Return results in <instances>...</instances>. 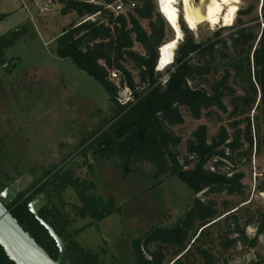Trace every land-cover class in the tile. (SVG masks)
<instances>
[{
	"label": "trees",
	"instance_id": "obj_1",
	"mask_svg": "<svg viewBox=\"0 0 264 264\" xmlns=\"http://www.w3.org/2000/svg\"><path fill=\"white\" fill-rule=\"evenodd\" d=\"M55 1L61 4L62 15L75 14L56 38V55L70 59L99 82L114 104L109 124L81 143V154L85 158L89 153L118 155L124 160L131 157L148 161L157 169L159 164H166L167 158L169 167L164 165L166 169L160 167L158 171L180 179L193 194L191 206L173 226H151L132 239V264H164L169 249L174 255L170 264H183L192 250L204 264H219L210 249L201 244L208 228L222 218L230 219V228L220 235L225 250L239 241L255 245L258 236L264 234V212L254 216L255 234L247 239L244 226L252 219L240 225L235 215L238 208L224 215L214 196L223 192L243 195L244 174L235 171L234 164L241 159L247 163L252 155L264 152V0L259 7V0H247L245 7L237 9L231 25H223L200 40L180 21L182 38L175 42L170 62L161 69L157 65L158 50L174 40L175 32L157 10L155 0ZM116 3H122L124 12L112 9ZM129 3L134 6L128 7ZM6 16L0 13V20ZM142 21H146V28ZM28 25L0 35L1 64H5L4 50L21 40ZM135 44L141 51L134 49ZM127 64L136 70L138 83ZM112 69L119 73L118 86L109 78ZM119 88L129 91L124 103H119ZM183 112L194 120L204 116L213 124L221 121L220 112L227 115L228 124H219L212 135L205 124H199L185 141V154L181 155L177 149L181 137L173 127L184 123ZM227 165L230 168L222 169ZM3 175L0 191L14 179ZM67 187L81 203L76 207L78 216L88 219L78 229L70 227L69 213L60 205L63 202L57 204ZM35 195H42L40 218L64 240L69 254L66 264H79L71 246L76 245V237L84 229L115 210L112 199L102 198L93 181L73 176L65 164L48 170L32 187L17 194L6 208L53 260L58 258V249L27 207ZM231 234L236 237H229ZM97 256L90 255L82 264L98 262ZM0 264H14L1 247ZM250 264H264V258Z\"/></svg>",
	"mask_w": 264,
	"mask_h": 264
},
{
	"label": "rangeland",
	"instance_id": "obj_2",
	"mask_svg": "<svg viewBox=\"0 0 264 264\" xmlns=\"http://www.w3.org/2000/svg\"><path fill=\"white\" fill-rule=\"evenodd\" d=\"M45 2L0 0V13L7 15L0 20V35L19 25L29 24L21 40L4 50L5 64L0 63V176L4 174L14 178L12 181L21 180L17 194L32 187L48 170L63 164L72 170L73 176L93 181L96 193L104 199H112L115 210L84 229L76 237V245L71 246V251L79 264L93 254L98 255L96 259L99 261L91 264H132V239L151 226H173L191 206L193 194L180 179L158 171L160 167H169L167 158L165 166L159 164L157 169L148 161L132 160L131 157L124 160L118 155L103 157L89 153L85 158L81 154V143L99 127L107 125L113 115L114 104L99 82L77 68L70 59L56 55V38L75 19V14L62 15L61 4L55 0H51L49 11L39 13L38 7ZM155 2L159 11L158 0ZM189 3L203 13L209 0H190ZM247 3V0H237L233 8L237 11ZM176 7L179 22L188 27L183 21L182 0H177ZM229 12H223L216 24H198L192 30L196 39L211 35L223 25H231L234 18L229 22ZM142 25L146 28V21H142ZM174 48L175 43L172 42L168 49L170 60ZM134 49L141 51L138 44ZM126 66L138 83L136 70L129 64ZM236 90L241 93L239 88ZM129 97L128 89L119 88V103H124ZM225 103L230 109L228 99ZM183 114L184 123L173 127L181 137L177 147L181 155L185 154V141L199 124L207 126L209 135L217 131L219 124H228L227 115L220 112L219 124H213L204 116L194 120L185 112ZM238 161L234 165L235 171L244 174L241 180L245 186L243 195L223 192L214 197L218 210L225 212L224 215L238 208L235 215L240 225L252 219L244 226L245 236L250 239L255 234L254 216L264 212V152L252 155L247 163L243 159ZM228 167L222 169L227 170ZM3 182L7 183V180ZM41 197L33 196L27 207L31 201L38 200L40 210ZM57 204L63 205V210L69 213L71 228L78 229L87 223L88 219H81L76 212L81 203L71 188L61 191ZM223 219L208 228L201 244L210 249L219 264H250L255 259L264 258V234L258 236L255 245L239 241L225 250L220 244V235L230 228V219ZM168 251L164 264H170L169 260L174 256L171 249ZM183 264L204 263L192 250Z\"/></svg>",
	"mask_w": 264,
	"mask_h": 264
},
{
	"label": "water",
	"instance_id": "obj_3",
	"mask_svg": "<svg viewBox=\"0 0 264 264\" xmlns=\"http://www.w3.org/2000/svg\"><path fill=\"white\" fill-rule=\"evenodd\" d=\"M180 35V37H177L175 31L174 39L177 40L179 38L178 40H181L182 31H180ZM20 186L21 180H14L0 191V247L7 258L14 264H66L68 252L65 248L64 240L54 231L49 223L40 218L38 214V200L31 201L28 204V208L54 241L59 253L57 260L49 257L46 251L36 243L34 238L22 229L17 219L6 208L15 199Z\"/></svg>",
	"mask_w": 264,
	"mask_h": 264
},
{
	"label": "bare ground",
	"instance_id": "obj_4",
	"mask_svg": "<svg viewBox=\"0 0 264 264\" xmlns=\"http://www.w3.org/2000/svg\"><path fill=\"white\" fill-rule=\"evenodd\" d=\"M176 2L177 0H158V9L165 18L166 22L174 29V32L176 31L177 37H180L179 14L176 7ZM189 2L190 0H182L183 21L188 26V28L192 29L193 31L201 22H209L211 24L218 23L223 12L227 10H230L228 13L229 22L233 20L236 13V9H234L233 6L236 4L237 0H209V3L206 5L205 11L203 13H201L197 8L191 6ZM177 40L169 41L163 44L160 48V51L158 50V69H161L163 66L169 63L170 59L168 49L170 47L168 46L172 45V42L174 44L177 42Z\"/></svg>",
	"mask_w": 264,
	"mask_h": 264
},
{
	"label": "built area",
	"instance_id": "obj_5",
	"mask_svg": "<svg viewBox=\"0 0 264 264\" xmlns=\"http://www.w3.org/2000/svg\"><path fill=\"white\" fill-rule=\"evenodd\" d=\"M134 4L133 3H129L128 7H133ZM51 9V0H46L45 3L41 4L38 7V12L39 13H44L46 11H49ZM112 9L118 13V12H124V6L122 5V3H116L114 6H112ZM109 78L114 81V82H118L119 81V73L118 71L112 69L109 71Z\"/></svg>",
	"mask_w": 264,
	"mask_h": 264
},
{
	"label": "snow or ice",
	"instance_id": "obj_6",
	"mask_svg": "<svg viewBox=\"0 0 264 264\" xmlns=\"http://www.w3.org/2000/svg\"><path fill=\"white\" fill-rule=\"evenodd\" d=\"M172 45H169L168 47H171Z\"/></svg>",
	"mask_w": 264,
	"mask_h": 264
}]
</instances>
